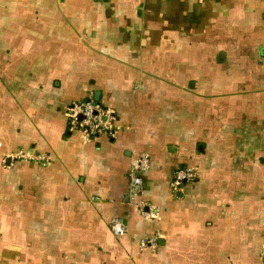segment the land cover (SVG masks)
Listing matches in <instances>:
<instances>
[{"label": "crops", "instance_id": "obj_1", "mask_svg": "<svg viewBox=\"0 0 264 264\" xmlns=\"http://www.w3.org/2000/svg\"><path fill=\"white\" fill-rule=\"evenodd\" d=\"M87 97L115 136L69 127ZM0 144V264H264V0H0Z\"/></svg>", "mask_w": 264, "mask_h": 264}, {"label": "built area", "instance_id": "obj_2", "mask_svg": "<svg viewBox=\"0 0 264 264\" xmlns=\"http://www.w3.org/2000/svg\"><path fill=\"white\" fill-rule=\"evenodd\" d=\"M65 116L68 119L69 127L78 129L85 138L89 139L100 133H107L109 136H115L118 125L116 123L115 111L102 104L100 101L87 97L78 102L70 103L65 109ZM1 146V144H0ZM4 160L8 165H12L17 160H30L34 162H47L44 155L34 154L29 151L18 149L16 151L5 154ZM148 167V156L141 154L137 156L131 165L130 182L128 187V197L133 201L136 194L140 192L142 187V179L140 173ZM198 175L196 168L191 166H181L173 171L171 179V188L174 191L181 190L185 185L192 182ZM136 188L139 190L137 191ZM91 199L99 200L94 196ZM137 209L140 216L144 219H154L158 216L159 208L156 204L147 201L137 203ZM111 231L116 235H122L125 227L118 218H114L110 223ZM157 234L140 239L141 248H153L156 245ZM260 256L264 260V242L261 246Z\"/></svg>", "mask_w": 264, "mask_h": 264}, {"label": "trees", "instance_id": "obj_3", "mask_svg": "<svg viewBox=\"0 0 264 264\" xmlns=\"http://www.w3.org/2000/svg\"><path fill=\"white\" fill-rule=\"evenodd\" d=\"M66 119H67V117H66ZM67 122H68V119H67ZM68 124H69V122H68ZM17 161H21V160H17ZM17 161H15V162H17ZM195 180H196V179H194L192 182H194ZM192 182H190V183H192ZM190 183H188V184H190ZM188 184H187V185H188ZM185 186H186V185H185ZM139 193H140V192H139ZM139 193L136 194V197L139 195Z\"/></svg>", "mask_w": 264, "mask_h": 264}, {"label": "water", "instance_id": "obj_4", "mask_svg": "<svg viewBox=\"0 0 264 264\" xmlns=\"http://www.w3.org/2000/svg\"><path fill=\"white\" fill-rule=\"evenodd\" d=\"M136 190L138 191L139 189H138V188H136Z\"/></svg>", "mask_w": 264, "mask_h": 264}]
</instances>
